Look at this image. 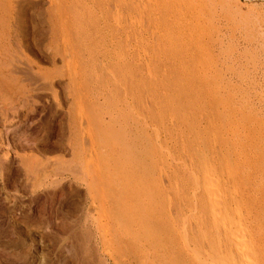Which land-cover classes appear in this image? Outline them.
Returning <instances> with one entry per match:
<instances>
[{
    "label": "rangeland",
    "instance_id": "rangeland-1",
    "mask_svg": "<svg viewBox=\"0 0 264 264\" xmlns=\"http://www.w3.org/2000/svg\"><path fill=\"white\" fill-rule=\"evenodd\" d=\"M239 263L264 264V0H0V264Z\"/></svg>",
    "mask_w": 264,
    "mask_h": 264
},
{
    "label": "bare ground",
    "instance_id": "bare-ground-1",
    "mask_svg": "<svg viewBox=\"0 0 264 264\" xmlns=\"http://www.w3.org/2000/svg\"><path fill=\"white\" fill-rule=\"evenodd\" d=\"M151 2H152V1H151ZM141 19H142V18H141ZM24 156H25V155H24ZM30 157H31V156H30ZM214 163H215V162H214ZM214 165H216V164H214ZM223 165H224V164H223ZM220 166H221V165H220ZM220 169H221V168H220ZM225 170H226V169H225ZM59 171H60V170H59ZM63 171H65V170H63ZM222 171H223V170H222ZM208 172H209V171H208ZM216 172H217V171H216ZM217 173H218V172H217ZM55 175H56V174H55ZM210 176H211V175H210ZM218 176H219V175H218ZM226 176H227V175H226ZM230 177H231V176H230ZM230 177H229V178H230ZM209 179H210V178H209ZM215 179H216V178H214V181H215ZM217 179H218V178H217ZM194 180H195V179H194ZM218 180H219V179H218ZM218 180H217V181H218ZM211 182H212V181H211ZM218 183H219V182H218ZM220 183H221V182H220ZM220 183H219V185H220ZM222 183H223V182H222ZM224 184H225V183H224ZM227 184H228V183H227ZM236 185H237V184H236ZM215 186H217V184H216ZM220 187L222 188V186H220ZM232 187H233V186H232ZM214 188H215V187H214ZM209 189H210V188H209ZM210 190H211V189H210ZM219 190H221V189L218 188L217 191H219ZM237 191H238V190H237ZM212 193H214V192L212 191ZM219 193H221V192H219ZM214 194H215V193H214ZM216 194H217V193H216ZM216 194H215V195H216ZM229 194H230V193H229ZM229 194H228V195H229ZM207 195H208V194H207ZM219 195H220V194H219ZM216 196H217V195H216ZM230 196H231V195H230ZM237 196H238V193H237ZM205 197H206V196H205ZM210 198H211V197H209V199H210ZM212 198H213V197H212ZM212 198H211V199H212ZM216 198H217V197H216ZM216 198H215V199H216ZM223 198H224V197H223ZM211 199H210V200H211ZM217 199H218V198H217ZM217 199H216V200H217ZM234 199H235V198H234ZM234 199H233V200H234ZM238 199H239V198H238ZM222 200H224V199H222ZM218 201H219V200H218ZM220 201H221V200H220ZM224 201H225V200H224ZM230 201H231V200H230ZM230 201H229V202H230ZM238 201H239V200H238ZM214 202H216V201H214ZM234 202H235V201H234ZM236 202H237V201H236ZM216 203H218V202H216ZM225 203H226V202H225ZM225 203H222V204H221V203L216 204V206H218V207H217V208H218V211L221 213L220 217H221V216H224V218H223L222 220H220V219H215V220L223 221V220L225 219V220L223 221V223H224V225H225L226 227L224 226L223 229H224V228L226 229V233H229V235H231V236L233 237V239L235 240V241H234L235 244L238 245V242L240 243V242H242V241H246V240L243 238V235H242V234H243V233H242V230H243V229L241 230L240 228H237L236 225H235V226H234V224L232 225L233 222L230 224V221L228 220V217H227V215H228V214H227L228 211H227V207H226L227 205L225 206ZM209 204H211V203H209ZM231 204H232V203H231ZM196 206H197V205H196ZM228 206H229V205H228ZM236 206H237V205H236ZM230 207H231V206H230ZM217 208L215 207L214 209H217ZM228 209H229V207H228ZM213 211H214V210H213ZM233 211H234V210H233ZM216 212H217V211H216ZM244 212H245V211H244ZM234 213H235V212H234ZM236 213L238 214V212H236ZM212 214H214V212H213ZM216 217H217V216H216ZM216 217H215V218H216ZM240 219H241V218H240ZM215 220H214V221H215ZM249 220H250V219H249ZM220 221H218V222H220ZM212 222H213V221H212ZM217 224H218V223H217ZM221 224H222V222H221ZM251 224H252V223H251ZM218 225H219V224H218ZM222 225H223V224H222ZM210 226H211V225H210ZM248 226H249V225H248ZM220 227H221V226H219L220 233H221V229H222V228H220ZM211 229H212V228H211ZM248 230H249V229H248ZM243 231H244V230H243ZM215 232H216V231H215ZM249 232H250V230H249ZM217 233H219V232L217 231ZM224 234H225V233H224ZM221 235H222V234H221ZM241 235H242V236H241ZM246 236H247V235H246ZM252 236H253V235H252ZM219 237H220V234H219ZM229 237H230V236H229ZM229 237H228V238H229ZM206 238H207V237H206ZM222 239H223V238H222ZM240 239H241V240L243 239V240L240 241ZM228 240H229V239H228ZM229 241H230V240H229ZM231 241H232V240H231ZM232 242H233V241H232ZM236 242H237V243H236ZM246 242H247V241H246ZM226 243H227V240L225 241V244H226ZM241 244H243V246H241V248H242V247L244 248V245H245L246 243L244 244V243L242 242ZM241 244H239V249H241V248H240V245H241ZM247 244H249V243H247ZM237 245H236V246H237ZM232 246H233V245H232ZM234 247H235V246H234ZM245 247H246V246H245ZM228 248L230 249L231 247H228ZM236 249H237V248H235V250H236ZM247 249H248V246H247ZM230 250H231V249H230ZM245 250H246V249H244V250L242 249V252H243V255H244L243 258H244V257L246 258L247 255H249V253H248V254H244V251H245ZM239 251H240V250H239ZM237 252H238V251H237ZM242 252H241V254H242ZM248 252H249V250H248ZM245 253H247V250H246ZM231 254H232V253H231ZM237 254H238V253H237ZM241 254H240V255H241ZM245 255H246V256H245ZM233 256H234V255H233ZM235 256H236V255H235ZM241 256H242V255H241ZM229 257H230V256H229ZM241 258H242V257H241ZM243 258H242V260H243ZM245 258H244V259H245ZM247 258H249V256H248ZM249 259H250V258H249ZM250 261H252V260H250ZM243 262H244V261H243ZM246 262H247V260H246ZM247 263H249V262H247ZM247 263H246V264H247ZM239 264H241V263H239Z\"/></svg>",
    "mask_w": 264,
    "mask_h": 264
}]
</instances>
